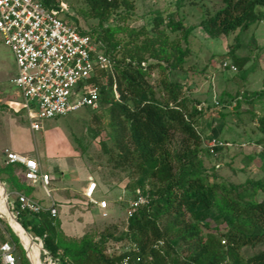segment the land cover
Returning <instances> with one entry per match:
<instances>
[{
  "label": "trees",
  "instance_id": "1",
  "mask_svg": "<svg viewBox=\"0 0 264 264\" xmlns=\"http://www.w3.org/2000/svg\"><path fill=\"white\" fill-rule=\"evenodd\" d=\"M176 1L183 4L185 0ZM43 2L50 8L59 5L58 0ZM85 2L83 16L98 19V25L81 30L100 40L113 62V71L97 70L87 83L98 87V103L109 113L114 161L138 168L141 177L133 188V198L140 189L148 202L128 218L125 233L114 237L132 243L131 249L120 253L107 251L109 235L99 241L87 233L80 239L67 235L59 216H51L48 210L29 214L27 219V213L21 211L19 221L42 239L50 256L61 264H264V247L250 254L242 251L264 242V113L257 117L260 135L253 140L261 153V175L234 182L216 173L217 164L209 172L202 155L207 153L217 160L234 146L217 145L215 152H210L207 142L218 138L220 130H213V121L207 123L206 131L198 126L210 105H199L186 86L169 75L184 68L190 49L181 41L188 40L193 27L161 12L153 16L151 26L130 25L135 0ZM220 2L215 11L206 9L200 21L210 37L234 34L233 39L239 42L242 31L264 21V0ZM173 33L179 35L172 37ZM251 42L255 46L254 37ZM230 46L231 61H227L242 69L249 59L235 53L237 45ZM155 72L159 77L151 83L149 77ZM256 99L264 102V88L238 93L234 106ZM223 118L219 123L225 124ZM16 165L21 163L6 159L0 165V179L10 197L15 191H31L14 175ZM12 236L23 249L19 237L13 232ZM0 264H4L1 258ZM21 264L30 262L23 256Z\"/></svg>",
  "mask_w": 264,
  "mask_h": 264
},
{
  "label": "rangeland",
  "instance_id": "2",
  "mask_svg": "<svg viewBox=\"0 0 264 264\" xmlns=\"http://www.w3.org/2000/svg\"><path fill=\"white\" fill-rule=\"evenodd\" d=\"M193 1L196 0H185L183 4H177L176 0H135L134 16L129 23L136 27L144 24L151 26L153 16L161 12L165 16L181 19L193 27L188 40L181 41L184 48L190 49L184 68L172 71L169 75L171 79L183 83L192 99L200 102L199 105H210L198 123L199 128L206 131L207 123L213 121V130H220L218 138L227 139L229 142L238 141L231 143L234 147L228 148L217 160L207 153L203 154L208 171L211 172L213 165L217 164L214 167L221 178L242 182L247 177L261 175V153L253 144V140L260 135L257 117L264 113V102L256 99L252 102H242L237 108L234 105L238 93H253L264 88V21L242 31L239 42L233 39L234 34L229 37H210L200 25V21L206 9L215 11L222 3L220 0ZM58 2V14L61 18L77 25L78 28L87 31L98 25V19L83 16L82 11L87 8L85 0ZM171 35L176 37L175 35L179 34ZM252 37L255 38V46L251 42ZM231 44L237 45L235 53L238 56L249 59L242 69L238 67L236 71L222 66L223 61H231L228 55L233 47ZM16 72L13 52L4 43L0 33V165L5 163V149L11 148L13 142L23 145L22 141L36 144L43 167L53 172L54 181L60 187H69L77 193L76 196L80 200L76 206L83 212L85 209L82 207H97L87 201L81 190L92 175L98 183L99 198L107 199L109 206L105 209L96 208L95 213L86 218L83 233L74 237L80 239L87 233L94 241H99L104 235H109L106 241L108 252L120 253L131 249L132 243L129 239L115 240L114 237L124 234L127 229L129 202L133 199V188L136 187L141 173L135 166H119L114 161L116 149L109 136L110 117L106 106L98 103L97 107H82L65 115L35 119L42 128L32 131L29 128L27 113L21 106L22 92L11 82ZM158 77L159 74L155 72L149 77V81L152 83ZM158 92L162 94V90L158 89ZM218 101L221 102L217 104ZM222 117L225 124L219 123ZM25 128H28L29 132L23 131ZM252 154L254 158H250ZM21 165L15 166L14 175L29 185ZM244 166L245 169L241 170L240 167ZM33 190L34 187H31L30 193ZM36 190L37 196L43 199L42 202L49 201V195L41 186ZM3 194L4 190L0 185V245L9 241L15 247L17 264H21L23 256L32 264L27 256V248L33 264H61L50 256L40 237L34 236L33 241L25 237L22 231H18L16 219L7 213ZM52 194H55V191H52ZM14 195L15 193L10 197L9 193L11 202L14 201ZM261 197L260 193L259 198ZM25 216L27 219L29 214ZM81 217L79 220H84ZM213 225L212 221L211 226ZM12 232L19 237L23 249L15 244ZM33 245L37 247L34 251ZM263 247L264 242L246 246L242 251L250 254Z\"/></svg>",
  "mask_w": 264,
  "mask_h": 264
},
{
  "label": "built area",
  "instance_id": "3",
  "mask_svg": "<svg viewBox=\"0 0 264 264\" xmlns=\"http://www.w3.org/2000/svg\"><path fill=\"white\" fill-rule=\"evenodd\" d=\"M58 7H47L43 0H0V33L10 47L17 66L11 79L22 92V108L30 125L40 130L42 125L35 119H49L82 107H97L99 89L87 80L97 70L113 71V62L105 52V46L77 25L61 18ZM223 68L236 70L237 66L225 60ZM217 137L207 142L211 153L217 145H230ZM244 145V143H242ZM261 147V146H260ZM5 159L21 163L23 175L32 183H40L51 193V175L41 169L37 158L5 149ZM10 202L13 213L39 214L48 210L58 215L54 201L49 205L24 192L15 191ZM87 201L105 209L109 202L98 196V183L91 175L84 191ZM148 202V196L137 189V196L130 200L128 216ZM41 241V240H40ZM0 258L4 264H17L15 247L5 241L0 245ZM122 264H127L124 261Z\"/></svg>",
  "mask_w": 264,
  "mask_h": 264
},
{
  "label": "crops",
  "instance_id": "4",
  "mask_svg": "<svg viewBox=\"0 0 264 264\" xmlns=\"http://www.w3.org/2000/svg\"><path fill=\"white\" fill-rule=\"evenodd\" d=\"M22 101H21V103H22ZM24 112H26V111L24 110ZM29 128L32 131L34 130V129H32L31 125ZM25 130L29 132L28 128H25L23 131H25ZM23 131H21V132H23ZM22 143H24V145L19 144L18 142H13L11 144V148H9V149H11L13 151H17V152L22 153V154H25L27 156L35 157L40 162L39 151H38L36 144H33L31 142L25 143L24 141H22ZM40 165H41L42 171L48 172L51 175V185H50L51 193L49 195V201L48 202H42L43 199L41 197L37 196V194H38V190H36L37 187L38 186L42 187V185L40 183L34 184L31 181L26 180V181H28L29 186L34 187L33 192H31L29 195L33 196L38 201L42 202L44 205H49L52 201H54L57 205V208H58V216L62 221V228H63L64 232L70 236L81 235L84 231V229H82V228L86 223V218L88 216H92L95 213L96 208H100V207H98L97 205H96L97 207L94 209L82 207L85 209V211L83 212L81 209H79V207L76 206V203L80 200V198L76 196L77 193L74 190L69 189V187H60L57 184V182L54 181L55 175L53 174V172H50L47 169H45L41 162H40ZM87 184L88 183H86L81 189L83 193L86 189ZM52 191H55V194H52ZM98 193H99V191H98ZM3 197H4V201L6 203V199H5L4 194H3ZM14 197H15V195H14ZM6 209H7V205H6ZM7 213L9 215H11L10 212L8 211V209H7ZM80 217L84 220H82V221L79 220ZM18 227H19V225H18ZM18 231L20 232L21 230L18 229ZM22 233L25 235V237L32 240L28 234H26L23 231H22ZM34 246L35 245L32 246L33 251L37 248L36 246L35 247Z\"/></svg>",
  "mask_w": 264,
  "mask_h": 264
},
{
  "label": "water",
  "instance_id": "5",
  "mask_svg": "<svg viewBox=\"0 0 264 264\" xmlns=\"http://www.w3.org/2000/svg\"><path fill=\"white\" fill-rule=\"evenodd\" d=\"M0 185H2V187H3V190H4V195H5V199H6V205H7V209H8V211L10 212V214L12 215V217H14L16 220H17V222H19L20 223V225H22V227L25 229V231L29 234V236H30V238L34 241V236L23 226V224L19 221V219H18V217L13 213V211H12V209H11V206H10V202H9V193H8V191H7V188H6V185H5V183L3 182V181H1L0 180ZM8 218V217H7ZM8 220H9V218H8ZM11 224V223H10ZM41 245H42V243H41ZM43 246V245H42ZM41 246V247H42ZM27 248V247H26ZM27 251H28V258L30 259V261H31V263L33 264V261H32V258L30 257V255H29V250H28V248H27Z\"/></svg>",
  "mask_w": 264,
  "mask_h": 264
}]
</instances>
